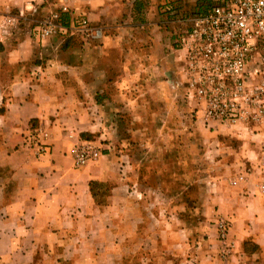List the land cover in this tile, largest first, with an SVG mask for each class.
<instances>
[{
    "label": "crops",
    "instance_id": "crops-1",
    "mask_svg": "<svg viewBox=\"0 0 264 264\" xmlns=\"http://www.w3.org/2000/svg\"><path fill=\"white\" fill-rule=\"evenodd\" d=\"M171 1L0 0V264H264V155L249 131L235 163L222 171L213 158L197 189L184 140L181 170L166 162L182 189L140 182L156 148L180 146L148 136V118L167 108L168 135L189 131L172 122L187 110L172 86L184 51L168 35ZM63 3L90 29L72 22L40 39L35 27ZM83 140L102 155L76 167L70 150ZM219 217L231 220L226 244Z\"/></svg>",
    "mask_w": 264,
    "mask_h": 264
},
{
    "label": "built area",
    "instance_id": "built-area-1",
    "mask_svg": "<svg viewBox=\"0 0 264 264\" xmlns=\"http://www.w3.org/2000/svg\"><path fill=\"white\" fill-rule=\"evenodd\" d=\"M216 1L206 12L185 16L189 28L181 40L184 86L189 97L203 103L206 121L243 126L258 137L256 142L264 155V0ZM66 11L69 6L63 3L50 12L35 27L37 36L46 39L67 31L68 27L59 22L61 12ZM77 22L81 28L90 29L87 18ZM95 33L101 31L96 29ZM37 134L42 140L47 137L46 131ZM39 144L44 151L46 144ZM70 153L76 167L102 155L92 140L75 143ZM230 226L229 218L217 219L224 244Z\"/></svg>",
    "mask_w": 264,
    "mask_h": 264
},
{
    "label": "rangeland",
    "instance_id": "rangeland-1",
    "mask_svg": "<svg viewBox=\"0 0 264 264\" xmlns=\"http://www.w3.org/2000/svg\"><path fill=\"white\" fill-rule=\"evenodd\" d=\"M198 0H175V8L171 9L170 6L169 9L167 8V12L170 13V17L172 18L173 25L170 28V42L173 47L181 48V40L185 34L186 30V22L184 21L186 15H190L193 10H195V4ZM217 1L214 0L213 4H215ZM164 5V4H163ZM167 5V3H166ZM169 5V4H168ZM69 10L71 11L70 7ZM75 14V20L74 24L76 26L78 25V20L81 17L87 18V16L84 13H76ZM88 19V18H87ZM89 21V20H88ZM90 25V24H89ZM63 33V32H61ZM178 68L175 71V81H173V87L175 86V90L179 93L178 100H176V106L177 107H183L187 110L185 116L182 114L176 115L174 117V121L176 125H180L182 127V124H185L186 129H189L186 133H175L173 135H168L169 129L166 127L168 125L169 120L172 118L170 117V113L167 116V108L163 112V115H160L157 117L156 120H154L152 117L148 118V125L152 127V131L149 135H153V139L156 141H164L165 145L169 141H175L176 143H180L179 147H174L173 149L170 148H156L154 153H158L157 156L159 160L158 162H152L150 163L151 158L148 159V162L146 165H144V169H141V179L140 182H142L144 185L147 186V188H150V186H158L163 189V192L166 191V189L169 187L172 189V187L180 188L182 189L183 181L179 178L174 179L173 181L167 179L168 178V170L170 172L172 171V168L166 165V162H176L177 163V170H181V165L178 164L180 162V157L183 154L184 148L182 146L183 141L188 143V153L190 154V167H191V188L197 189L198 183H200L197 178L199 175H201L203 172L206 173V175H210L211 172L214 170L215 163L212 160L213 158L221 157L223 158L222 165L217 164L219 170L226 171L228 170V167L224 164V162L227 160H231L232 163H235L236 161V150H239V146L242 142L247 139L246 137L241 138V135H243L242 131H245L246 129L243 126H237L234 127L233 130L231 129V126L229 125H221L219 123L213 122V121H206L203 114V103L198 101V99H195L193 97H189L186 88L184 86L185 80L183 77V65H184V53L183 56H179L177 59ZM152 109H156L157 107L153 104ZM216 125H221L216 126ZM199 126L206 127L208 130V135H204L201 132H199ZM150 132V131H149ZM236 133V134H235ZM255 138V137H254ZM257 138V137H256ZM255 138V139H256ZM202 141V143H207V163H203L202 161H198V151L200 150L198 145L199 142ZM257 142L252 141V144H256ZM204 145V144H202ZM129 148V146H128ZM243 166V165H239ZM235 167V166H234ZM148 168V169H147ZM205 169V170H204ZM152 173V177H148ZM155 174H160L158 178H155ZM148 177V178H147ZM194 177V178H193ZM202 183V182H201ZM205 183V182H204ZM194 185V186H192ZM202 185V184H201ZM206 185L209 186V182L206 180ZM194 195V194H193ZM156 198L159 201H167L168 197L165 196H156ZM181 198V196H180ZM191 205L198 202V195L195 199L193 196L191 197Z\"/></svg>",
    "mask_w": 264,
    "mask_h": 264
},
{
    "label": "trees",
    "instance_id": "trees-1",
    "mask_svg": "<svg viewBox=\"0 0 264 264\" xmlns=\"http://www.w3.org/2000/svg\"><path fill=\"white\" fill-rule=\"evenodd\" d=\"M213 2L214 0H198L195 4V10H193L191 14L206 12L213 5ZM167 4H169L171 9H174L176 3L175 1H171V2H168ZM73 14L74 13L70 10L66 12H61L59 22L62 25L68 27L72 22L74 23L75 15ZM188 28L189 27H186L185 34L188 31ZM63 32H66V31H63ZM91 185H92V190L95 189V187H98L104 190L108 189V185H105L102 183L100 184L97 182H92Z\"/></svg>",
    "mask_w": 264,
    "mask_h": 264
}]
</instances>
